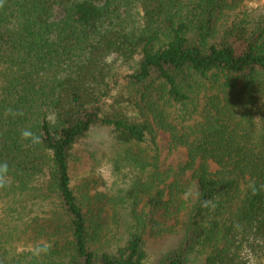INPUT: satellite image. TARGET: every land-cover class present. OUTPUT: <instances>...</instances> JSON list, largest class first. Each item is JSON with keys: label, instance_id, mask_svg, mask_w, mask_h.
Segmentation results:
<instances>
[{"label": "trees", "instance_id": "trees-1", "mask_svg": "<svg viewBox=\"0 0 264 264\" xmlns=\"http://www.w3.org/2000/svg\"><path fill=\"white\" fill-rule=\"evenodd\" d=\"M254 1L0 0V264H148L167 234L178 247L158 264H264ZM159 133L186 155L177 170L161 171ZM79 150L116 196L73 178Z\"/></svg>", "mask_w": 264, "mask_h": 264}, {"label": "rangeland", "instance_id": "rangeland-1", "mask_svg": "<svg viewBox=\"0 0 264 264\" xmlns=\"http://www.w3.org/2000/svg\"><path fill=\"white\" fill-rule=\"evenodd\" d=\"M264 0H255L252 5L257 7L262 5ZM107 139V134L105 132L94 133V139H90L89 145L92 149H103L100 147L102 143H104ZM157 147L159 149L160 155V165L161 171L171 166L174 170H177L180 166H183L186 162V155L183 151L171 153L168 149V139L165 135L159 133L157 140ZM91 158L90 154L85 151L79 150L75 153V162L72 170L73 178L76 180L89 179V176L92 177L94 175L100 178V181H97V185H99L98 189H95V192L106 193L108 192L110 195L116 196L117 192L112 188L113 183L115 182V177L111 171L102 169L101 171H91ZM97 172V173H96ZM178 173L171 175L172 177H176ZM189 174L186 173L184 177H182V182L188 180ZM168 179L165 181L164 185L168 186L172 179ZM92 193V194H94ZM147 203V200H144L138 211L143 209V206ZM178 247V238L176 234H167L160 239L157 240H147L146 242V253L148 255V264H158L160 259L166 255L174 251Z\"/></svg>", "mask_w": 264, "mask_h": 264}, {"label": "clouds", "instance_id": "clouds-1", "mask_svg": "<svg viewBox=\"0 0 264 264\" xmlns=\"http://www.w3.org/2000/svg\"><path fill=\"white\" fill-rule=\"evenodd\" d=\"M21 138L23 140H30L33 145H38L41 143L40 137L36 133L32 132L30 129H24L21 132ZM8 172H9L8 164L6 162L0 163V188H3L5 184L7 183ZM251 189H252L253 194H256L257 187L255 184L251 185ZM203 206L205 207L213 206L214 207L212 200H205L203 202ZM49 248H50V245H47V244L42 245V246H37L34 249V255L39 256L42 253H46Z\"/></svg>", "mask_w": 264, "mask_h": 264}]
</instances>
